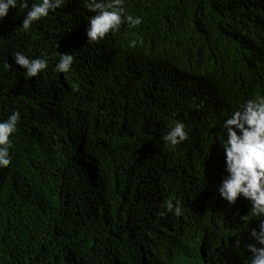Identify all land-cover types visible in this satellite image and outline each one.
I'll return each instance as SVG.
<instances>
[{"label":"trees","instance_id":"16d2710c","mask_svg":"<svg viewBox=\"0 0 264 264\" xmlns=\"http://www.w3.org/2000/svg\"><path fill=\"white\" fill-rule=\"evenodd\" d=\"M124 6L142 24L90 44L84 0L28 33L18 9L0 23V120L22 117L0 169V264H248L259 220L245 229L249 202L216 187L224 120L264 94V0ZM16 51L49 67L26 80ZM57 51L74 56L69 73ZM174 122L189 138L169 149ZM169 198L181 217L161 215Z\"/></svg>","mask_w":264,"mask_h":264},{"label":"clouds","instance_id":"9594fccd","mask_svg":"<svg viewBox=\"0 0 264 264\" xmlns=\"http://www.w3.org/2000/svg\"><path fill=\"white\" fill-rule=\"evenodd\" d=\"M68 0H0V23L10 9L24 12L22 28L28 33L35 22L49 17L58 8L65 6ZM84 7L93 13L86 19L87 44L103 40L110 32H116L122 24L135 28L142 24L141 16H134L126 11L124 0H84ZM142 43V41H141ZM136 42L132 45L135 47ZM55 71L69 73L72 70L74 56L57 51L51 58L56 59ZM16 65L26 69L24 78L31 80L38 77L49 67V57L43 54L38 58H29L20 51L12 56ZM80 89L79 83L71 86L73 92ZM194 107H198L194 105ZM22 120L20 111H12L7 119L0 120V169L7 168L11 161L10 149L13 146L11 137L18 131ZM224 138L219 140L223 149V174L216 187L219 197L229 206L235 205L243 198L250 204L246 215L239 220L245 229L252 218L259 220L258 228L250 229L253 243H247L246 249L251 253L248 264H264V94L257 93L241 103L222 124ZM189 138V132L183 122H174L162 136L169 149H175ZM165 212L176 217L184 214L182 201L169 198L164 204ZM239 247L241 240H236ZM259 245V246H258Z\"/></svg>","mask_w":264,"mask_h":264}]
</instances>
